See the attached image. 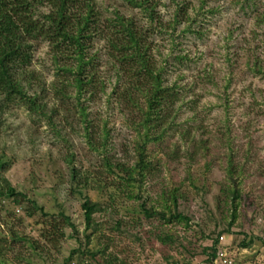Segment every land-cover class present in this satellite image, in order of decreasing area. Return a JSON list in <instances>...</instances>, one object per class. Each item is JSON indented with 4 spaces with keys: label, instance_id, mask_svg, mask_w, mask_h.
Returning a JSON list of instances; mask_svg holds the SVG:
<instances>
[{
    "label": "rangeland",
    "instance_id": "374dc122",
    "mask_svg": "<svg viewBox=\"0 0 264 264\" xmlns=\"http://www.w3.org/2000/svg\"><path fill=\"white\" fill-rule=\"evenodd\" d=\"M92 1L103 26L120 15L145 33L179 101L148 132L161 139L144 143L146 99L133 89L134 105L123 102L103 38L91 43L99 85L82 94L35 43L23 86L40 108L0 111L1 186L19 200L0 199V264H209L215 240L234 264H264V0H149L153 20L127 0ZM143 145L151 170L131 181L121 170ZM86 202L100 207L90 225ZM144 207L176 210L188 226L146 219Z\"/></svg>",
    "mask_w": 264,
    "mask_h": 264
},
{
    "label": "trees",
    "instance_id": "16d2710c",
    "mask_svg": "<svg viewBox=\"0 0 264 264\" xmlns=\"http://www.w3.org/2000/svg\"><path fill=\"white\" fill-rule=\"evenodd\" d=\"M133 7L142 11L153 13L149 6V0H127ZM92 0H0V111L6 104L15 100L27 101L31 109H39L40 106L34 100L27 97L24 83L30 84L33 74L27 71L33 61L35 43L45 42L49 46V54L52 57L57 76L62 72L67 74L65 81L68 86L75 88L77 94L93 91L99 85L100 78L95 64V55L91 54L92 41L103 38L106 41L107 54L113 60L115 66L128 86L121 98L124 103H134L131 100V91L135 89L143 94L146 99V112L139 125L145 130L144 143L161 139L148 135L151 128L158 126L163 128L172 117L173 107L179 101L174 89L163 86L162 69H158L149 54V46L146 45L145 33L133 22L117 15L113 20L106 21L104 26L100 23V16L95 12ZM46 7L47 13L36 17L40 8ZM72 60L70 66L65 61ZM64 61V62H62ZM122 80V78H121ZM132 88V89H131ZM60 93L63 94L61 90ZM134 105V104H133ZM153 123V124H151ZM144 145L140 146L139 160L134 168H122L129 180L134 181L133 174L143 179L145 173L151 168L145 161L143 154ZM4 165L0 160V170ZM110 171H115L110 164ZM231 172V171H230ZM18 194L8 185L1 186L0 199L16 198ZM231 203L239 198L236 190L229 192ZM174 208L177 206L175 192L170 196ZM34 209H36L34 207ZM85 219L88 225L93 222V215L100 211L98 205L86 202L83 205ZM146 219H156L163 224L185 222L188 226V218L176 210L169 212H156L143 208ZM64 221L67 218L61 215ZM69 225V224H68ZM230 227V226H229ZM223 234H230L227 228ZM222 238V237H221ZM160 243H166L172 239L169 236H158ZM218 240L210 248L209 264L216 258ZM94 259L96 255H91Z\"/></svg>",
    "mask_w": 264,
    "mask_h": 264
},
{
    "label": "built area",
    "instance_id": "2783aa9c",
    "mask_svg": "<svg viewBox=\"0 0 264 264\" xmlns=\"http://www.w3.org/2000/svg\"><path fill=\"white\" fill-rule=\"evenodd\" d=\"M220 239V241L223 240V238ZM212 264H234L231 259V252L224 248H217L216 258L213 260Z\"/></svg>",
    "mask_w": 264,
    "mask_h": 264
}]
</instances>
